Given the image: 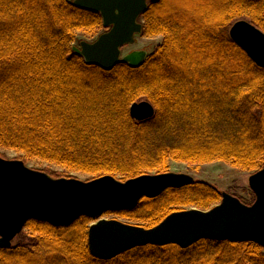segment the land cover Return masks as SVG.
Instances as JSON below:
<instances>
[{
  "label": "trees",
  "instance_id": "1",
  "mask_svg": "<svg viewBox=\"0 0 264 264\" xmlns=\"http://www.w3.org/2000/svg\"><path fill=\"white\" fill-rule=\"evenodd\" d=\"M142 15L141 37L161 43L140 66L121 62L107 72L72 50L78 31L104 29L99 14L70 0H0V148L91 179L167 173L170 162L263 168L264 68L227 32L238 20L264 32V0H158ZM145 100L154 116L133 121L129 107ZM221 199L215 186L194 181L104 215L150 229L171 212L206 211ZM96 220L64 228L29 221L17 243L0 249V264H264L252 242L205 239L96 260L87 243Z\"/></svg>",
  "mask_w": 264,
  "mask_h": 264
},
{
  "label": "water",
  "instance_id": "2",
  "mask_svg": "<svg viewBox=\"0 0 264 264\" xmlns=\"http://www.w3.org/2000/svg\"><path fill=\"white\" fill-rule=\"evenodd\" d=\"M158 0H73L72 5L99 14L104 32L93 42L80 41L72 47L87 65L104 71L126 63L130 68L143 64L147 52L122 49L142 33V14ZM235 43L259 68H264V32L249 21L238 20L228 29ZM133 121L151 119L155 111L148 101L129 107ZM194 182L187 174L173 172L142 174L122 180L109 175L87 181L52 178L43 171L26 167L21 160L0 157V249L12 241L29 221L50 226H69L80 217L100 218L106 213L131 211L143 198L154 199L170 189ZM248 187L254 200L243 204L237 197L221 193V201L206 211L195 208L171 212L150 229L120 220H96L87 230L89 254L108 261L142 246L176 245L188 248L201 240L230 243L252 242L264 249V166L249 176Z\"/></svg>",
  "mask_w": 264,
  "mask_h": 264
},
{
  "label": "rangeland",
  "instance_id": "3",
  "mask_svg": "<svg viewBox=\"0 0 264 264\" xmlns=\"http://www.w3.org/2000/svg\"><path fill=\"white\" fill-rule=\"evenodd\" d=\"M73 1V0H70ZM142 21V20H141ZM105 30H99V33H97L95 36H92L90 34H85L82 32L76 33V42L74 43L73 47H78V44L80 41H86V42H93L95 41L96 37L99 36V34L103 33ZM162 38L160 36H154L153 38L145 37V36H135V41L133 44L123 47L122 49V56L132 53L133 51H145L147 54L151 53L153 49L157 45L161 43ZM19 153L12 150H3L0 148V157L5 160H18ZM26 167L31 168L33 170L37 171H49L53 172L55 174H63L65 177L63 178H75L82 182L90 180L91 178L82 173L78 172H66L65 169H60L59 167L48 164L44 161H39L36 159H30L29 161H26L24 163ZM169 171L173 172L175 174H187L190 177L192 176L194 181L199 182H205L207 184H210L212 186H215L218 191L221 193H227L232 195L233 197H237L243 204H248L252 200L251 191L248 187V178L253 173L251 172H241L235 168L230 167L228 164L222 162H212L210 164H202L200 167H192L188 166L183 163H176V162H170ZM120 179V178H119ZM98 220H120L126 224L130 223L133 225H137L131 222H127L125 220L116 218L112 215H103ZM96 223V222H95ZM138 226V225H137ZM24 230V229H23ZM22 230V231H23ZM21 231V232H22ZM24 234H26L23 231ZM21 234V233H20ZM19 236V235H18ZM17 236V237H18ZM17 237L12 241V244L17 243Z\"/></svg>",
  "mask_w": 264,
  "mask_h": 264
}]
</instances>
